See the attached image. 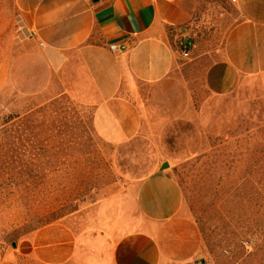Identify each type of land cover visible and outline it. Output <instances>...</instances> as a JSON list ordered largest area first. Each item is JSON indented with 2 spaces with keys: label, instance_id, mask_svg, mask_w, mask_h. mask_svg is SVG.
Returning <instances> with one entry per match:
<instances>
[{
  "label": "rangeland",
  "instance_id": "rangeland-1",
  "mask_svg": "<svg viewBox=\"0 0 264 264\" xmlns=\"http://www.w3.org/2000/svg\"><path fill=\"white\" fill-rule=\"evenodd\" d=\"M14 12L13 0H0V27L17 28ZM233 17L230 3L206 0L193 47L175 71L179 89L149 108L144 131L125 145L103 141L92 110L60 96L50 81L43 97L14 90L12 110L2 98L0 246L61 224L87 243L92 235V244H80L82 257L63 264H89L85 250L106 245L97 234L128 189L161 170L180 187L182 215L197 235L184 246L187 260L168 264H264V76L227 95L203 85Z\"/></svg>",
  "mask_w": 264,
  "mask_h": 264
},
{
  "label": "crops",
  "instance_id": "crops-1",
  "mask_svg": "<svg viewBox=\"0 0 264 264\" xmlns=\"http://www.w3.org/2000/svg\"><path fill=\"white\" fill-rule=\"evenodd\" d=\"M222 1L233 7L234 20L220 58L203 75L213 95L230 94L246 79L264 76V0ZM205 3L13 0L17 28L0 27V101L5 98V108L12 110L14 90L43 97L50 81L60 96L92 110L93 128L103 141L125 145L144 131L149 108L170 101L179 89L180 45L192 43ZM112 44L126 49L111 51ZM182 212L174 177L153 170L128 189L114 218L98 232L106 245H90L83 258L89 264L185 261L184 246L197 235ZM91 239L87 243L64 225L49 224L11 247L0 246V264L77 262L80 244H92Z\"/></svg>",
  "mask_w": 264,
  "mask_h": 264
},
{
  "label": "built area",
  "instance_id": "built-area-1",
  "mask_svg": "<svg viewBox=\"0 0 264 264\" xmlns=\"http://www.w3.org/2000/svg\"><path fill=\"white\" fill-rule=\"evenodd\" d=\"M192 48V43L191 42H185V43H182L180 45V54L182 57L184 58H187L189 56V52ZM109 49L111 51H118V52H121V51H124L126 49V47L124 45L122 46H117L115 44H112L109 46Z\"/></svg>",
  "mask_w": 264,
  "mask_h": 264
},
{
  "label": "water",
  "instance_id": "water-1",
  "mask_svg": "<svg viewBox=\"0 0 264 264\" xmlns=\"http://www.w3.org/2000/svg\"><path fill=\"white\" fill-rule=\"evenodd\" d=\"M96 1V0H95ZM168 167V164L167 163H163L162 166H161V169H165Z\"/></svg>",
  "mask_w": 264,
  "mask_h": 264
}]
</instances>
